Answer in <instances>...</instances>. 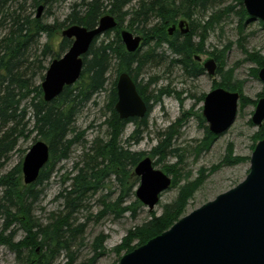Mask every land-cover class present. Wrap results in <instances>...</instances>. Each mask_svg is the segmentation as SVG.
Wrapping results in <instances>:
<instances>
[{"label": "rangeland", "instance_id": "obj_1", "mask_svg": "<svg viewBox=\"0 0 264 264\" xmlns=\"http://www.w3.org/2000/svg\"><path fill=\"white\" fill-rule=\"evenodd\" d=\"M88 1L90 0H60L46 7L42 19L52 26L64 23L74 10H84V2ZM158 1L170 2L129 0L124 11L131 14L126 18L125 26L132 25L131 31L135 33L148 30L150 24L147 22L157 20L154 17L156 15L150 11ZM109 2L110 0H104L106 6ZM33 3L34 0H18L10 5H14L13 8L18 10V14L21 13L23 18H34ZM142 3L149 14L140 9ZM243 9L246 12L244 16ZM213 16L215 19L220 16L219 20L214 22L213 28H203L206 22L213 20ZM194 20L200 26L195 42H199L200 38L204 40V53L197 54L203 60L214 58L218 62L219 72L215 77L206 72L199 77H190L175 63L179 57L170 50H159L154 58L148 56L146 65L140 70L137 79L151 106L147 124L140 129L141 133L134 137L136 126L129 123L120 143L133 153L143 154L140 161L150 157L154 166L167 173L176 184L161 195L160 202L150 211L136 195L140 177L134 173L140 161L136 165L126 162L125 170L119 169L115 172L113 168H106L104 173L95 175L92 180L98 189L90 191L84 197L79 210L69 218L72 224L69 252L62 251L53 264H120L122 257L129 253L127 248L119 249L129 232L150 224L155 217L161 218L168 206L176 204L182 190L196 179L200 180L198 189L189 197L186 210L178 221L235 188L249 175L251 157L261 141L258 135L264 125L263 123L259 127L252 121L258 102L264 98V82L258 76L262 67L251 59L254 56L264 58V24L260 19H253L239 0H211L208 8L198 13ZM11 25L12 21L9 20L7 26L0 28V40L11 32ZM63 30L62 28L52 35L35 34L36 39L33 38V43L30 44L21 64L32 88L41 86L47 72L44 68L48 69L56 59L55 55L60 54L63 57L65 54L60 50L64 39ZM33 32L35 33L34 29ZM114 35L112 34L110 39H113ZM147 50L148 48H143L141 54ZM117 77L116 70H112L104 91L97 93L91 102L80 107L75 128L70 136L79 137V142L73 147L70 158L57 164L51 178L42 186L43 193L34 207V215L41 224H49L53 214L66 213L65 200L60 198V193L65 188H71V178L78 174L80 168L90 164L88 169H91L97 164L96 174L105 169L107 163L103 164L102 159L96 163L91 162L96 160L95 148L110 139L107 124L112 116L110 92ZM227 82L235 86L234 92L241 96L237 118L226 132L215 135L210 132L209 123L203 116L204 101L208 93L221 83ZM33 95L27 97L21 105V109H26L24 122L32 115L30 103ZM242 97L249 101L243 102ZM6 126L0 122V139L8 128ZM39 139L36 133L27 139L21 138L14 151L0 157V177L17 165L23 164L27 152ZM162 143L164 153L154 152ZM228 157L232 160L240 158L241 161L229 164L225 162ZM165 167L170 172H167ZM2 195L0 191V198ZM127 208L128 210L120 213ZM3 223L0 219V232ZM25 236V232L15 227L16 242L23 240ZM102 237L106 239L101 243ZM137 243L135 240L132 245ZM22 253L19 258L6 245L0 244V264H32L42 254L39 252L38 255H30L27 251Z\"/></svg>", "mask_w": 264, "mask_h": 264}, {"label": "trees", "instance_id": "obj_2", "mask_svg": "<svg viewBox=\"0 0 264 264\" xmlns=\"http://www.w3.org/2000/svg\"><path fill=\"white\" fill-rule=\"evenodd\" d=\"M6 1L0 0V12ZM34 2L49 4L48 0H34ZM121 2L123 3L121 5L123 7L126 0H121ZM183 2H187L188 4L196 3L206 9V6L211 3V0H183ZM239 2L243 5V0H239ZM157 4L159 5L157 9L160 11L170 6L169 3H164L163 1H158ZM103 9V4L99 0H96L87 4L85 9L86 14H88L87 16L78 17L79 14L74 12V16L70 17L69 22L71 25L81 24L93 28L97 23V16L103 12ZM242 11V16H244L246 12L244 9ZM110 14L114 15L113 11ZM219 18L215 19L213 16V20H211L213 26L215 24L214 22H217ZM11 19L13 20L12 27H14L11 30L24 28L23 23L25 18H23L21 13H13ZM65 23L66 21L47 27L37 24L34 31L37 36L43 33L51 35L53 31L56 33L58 30L64 28ZM30 40L31 37L29 34L22 36L21 39L12 34L0 40V122L4 126L8 125L6 126L8 128H6L4 135L0 139V157L7 156L8 153L14 151L19 139H27L30 134L36 132L37 136L49 145L50 159L42 169L38 180L32 185L26 186L22 183V164L17 165L12 171L0 177V191L3 193L0 198V216L5 222L4 230L6 231L12 224L16 223L18 225L17 227L26 233V237L19 242H15L14 240V229L8 236L2 233L0 234V244L6 245L19 258H21L23 255L22 252L24 251H27L30 255H38L41 252L42 254L39 255L38 260L33 261L32 264H53L60 257L62 251L66 250L69 252V241L72 237V229L68 217L70 218L75 213L74 208L78 203H82L84 197L90 191L98 189L96 186H93L94 184L91 180L95 175L85 183L87 172L83 170L84 168L79 169L78 174L71 179V188L63 189L60 194V198L65 200V206L68 211V214L64 215L66 219L63 218L52 223V225L45 226L43 224H37L38 222L32 216V206L37 203L42 195V186L51 178L57 164L69 159L70 149L77 143L76 139L70 136L74 130L80 107L86 101L91 100L95 93L104 91L107 81V71L112 63L116 65L117 75L122 71L130 74L137 84L140 95L147 103L149 101L137 80L141 69L138 55L127 53L119 39L116 41V48H113L111 44L98 45V42L94 43L86 56H84L82 77L75 84V87H66L63 93L53 102L48 103L44 101L41 96V86L32 88L30 79L27 78L26 74L21 72V64L29 50L28 45ZM71 45L72 40L63 39L60 44L61 52H67ZM203 45L204 42H201L197 46L192 44L183 46L182 48L174 47L172 49V52L179 57L175 63H178L190 77H199L205 73L202 65L194 59L198 55L197 53L204 52ZM146 56L148 57V55ZM55 57L57 59L61 55L56 54ZM251 59L260 67L264 66V58L254 56ZM44 69L47 70V68ZM219 87H224L233 92L236 91V87L230 82L221 83ZM32 94H34L30 103V108L33 112L32 118L24 123L26 109H21V105ZM241 100L243 102L249 101L244 97ZM116 102L117 94L114 88L110 94L112 117L107 122L110 139L107 142H102L95 148L97 152L95 159L102 157L104 159L103 164L107 163L105 169L102 170L103 172H105L106 168L117 170L119 167L121 170H125V162L136 165L141 157H143V154L133 153L125 149L120 144V141L121 135L129 123L135 124V135L139 133L141 128L146 126L151 106L149 105L147 115L142 119L132 118L121 120L115 111ZM28 127L30 128L28 129ZM258 138L260 140L264 139V125L260 130ZM154 152L163 154L164 144H160ZM230 152H232L231 149ZM228 159L225 162L229 164H235V162L241 161L240 158H234L232 160L228 157ZM165 169L167 172H170L168 168L165 167ZM199 183L200 180L196 179L193 183L185 187L180 194L179 200L176 201L177 206H175L176 204L173 205L175 207L168 206L161 218L155 217L150 224H146L142 228L136 229V231H130L119 249L127 248V252H131L136 247L146 244L151 239L172 227L184 214L187 201L192 193L198 189ZM175 184V181H173L172 186ZM136 203L140 205L139 201ZM126 210L128 208L123 209L120 213ZM134 214L136 215V210ZM40 235L42 236L41 239L38 238ZM105 239L102 237L101 243ZM135 240L138 241L137 245H132ZM37 248H39V251H37Z\"/></svg>", "mask_w": 264, "mask_h": 264}, {"label": "water", "instance_id": "obj_3", "mask_svg": "<svg viewBox=\"0 0 264 264\" xmlns=\"http://www.w3.org/2000/svg\"><path fill=\"white\" fill-rule=\"evenodd\" d=\"M244 6L253 19H260L264 24V0H244ZM184 24L182 21L181 26ZM116 26L115 17L106 15L96 30L73 26L63 32L64 37L73 39V44L63 57L52 61L46 72L41 84L46 102L58 98L66 86L76 84L94 38ZM122 37L129 51L137 50L139 37L134 38L129 32H123ZM195 60L202 63L211 77L217 75L218 63L214 58L203 60L197 55ZM258 76L264 82V67ZM137 89L129 73L119 75L115 111L121 119H142L147 115L149 103ZM240 97L238 92L223 87L206 95L203 116L211 133L220 135L234 124ZM252 121L256 126L263 125L264 98L258 102ZM49 159V145L38 140L22 164L27 186L38 180ZM134 174L140 177L138 200L153 211L161 195L172 186V178L156 168L150 157L138 163ZM120 264H264V140L257 144L250 173L243 182L124 255Z\"/></svg>", "mask_w": 264, "mask_h": 264}, {"label": "bare ground", "instance_id": "obj_4", "mask_svg": "<svg viewBox=\"0 0 264 264\" xmlns=\"http://www.w3.org/2000/svg\"><path fill=\"white\" fill-rule=\"evenodd\" d=\"M15 1H18V0H7L6 3L4 4V7L3 9L1 10L0 12V28H3L5 26H7L9 20L12 21V25L10 28H13V20L11 19V16L13 15V13L17 12L18 14V10L14 9L13 6L14 5H10L11 2L12 3H15ZM60 0H48V3L49 4H45L44 2H38V3H33V7H32V10L35 14L34 18L32 17H27L25 18L24 20V28L23 29H14V30H11V32L7 33L5 36H4V39L7 37V36H10V35H14L18 38H22V36H27L28 34L30 35L31 37V40L29 41V45H28V48H30V44L33 43V38H35V33L33 32V29H36V26L37 24L38 25H43V26H51L50 24H47L43 21L42 19V16H43V11L46 9V7H50L52 6L55 2H59ZM96 0H90L88 2H84V10L82 11H78V10H74L72 13H70L68 16H67V19H66V23L69 25H65V27L63 28L64 30L62 31V36H63V32L66 30V29H69L73 26H79V27H83V28H87L89 30H96L98 29L99 27V24L101 22V19L106 16V15H112L110 14L111 11H113L115 19L117 21V26L114 27L113 29H109V30H106L104 32H100L95 38L94 40L92 41V45H94V43L98 42V45H101V44H104V45H110L113 47V48H116V41L119 39L120 42L122 43V45L124 46L125 50L127 53L129 54H137L138 55V59H139V62H140V67L141 69L143 68L144 65H146V62L148 60V56H151L150 58H154V56H157V51L159 50H170L172 51V49L174 47H179V48H182L183 46H186V45H194V46H197L199 45L201 42H204L203 39L200 38V41L199 42H195V38L197 36V31L200 30V26H198V24L196 23V21L194 20V17L198 14V13H202L204 12L208 6L210 4H208L206 6V9H204L203 7H201L199 4H188L187 2H177L176 0H170L169 4V8L167 9H163L162 11H160L159 9H155V8H158L159 5L155 4V7H153L154 9H151L150 13H153L155 14L156 16H154L157 20L156 22H147L148 24H150V28H148V30H144V31H140L138 33H135L132 30L133 26L132 25H129V27L125 26V21H126V18L131 14V12L129 11H124L125 7L128 5L129 3V0H126V2L124 3L125 5L122 7L121 5L123 4L121 2V0H115V3H114V0H110V4L108 6L105 5L104 3V0H99L102 4H103V12L100 13L99 16H97V23L96 25L93 27V28H89L87 26H84V25H81V24H70L69 20H70V17L74 16V12L78 13V17H84V16H87L88 14H86V6L87 4L91 3V2H94ZM27 2L25 1L24 4H26ZM23 4V5H24ZM243 4H244V0H243ZM19 5H21L19 3ZM23 5L21 6V9L23 8ZM157 6V7H156ZM20 9V8H18ZM140 9H143L144 13H147L148 10H146V7H145V4L142 3L141 6H140ZM159 10V11H158ZM149 12V11H148ZM121 13V14H120ZM149 14V13H147ZM184 21V25L181 26V22ZM203 28H206L207 30L208 29H211L213 28V23L210 21V22H206L203 26ZM186 29H189L188 32H185L184 30ZM123 32H129L130 34H132L134 36V38L136 37H139L140 39V43H139V46L137 48V50L135 51H129L125 45V43H123V37H122V34ZM55 32L53 31L51 33L54 34ZM112 34H115L114 35V38L113 39H110L111 38V35ZM64 39H68V40H72V44H73V39H69L67 37H64ZM1 47V46H0ZM46 49H48V46L45 45ZM143 48H148V50L145 52V53H148L145 55L144 54H141V50ZM204 53V52H202ZM66 54V52H65ZM64 54V55H65ZM63 55V56H64ZM62 57V56H61ZM114 66H115V63H112V65L109 67L108 69V74L106 75V78H107V81H106V84H105V87L108 83V75L110 73H112V70H116L114 69ZM180 66V65H179ZM181 67V66H180ZM264 67V66H263ZM49 68V67H48ZM24 67L21 68V72L26 74V72L23 70ZM83 69H84V66H83ZM140 69V70H141ZM261 69V68H260ZM48 70V69H47ZM260 71V70H259ZM126 71H122L121 73H125ZM82 73H83V70H82ZM119 73L118 74V77L116 79V82L114 83L113 85V88L112 89H116V94H117V81H118V78H119V75L121 74ZM127 73V72H126ZM259 73V72H258ZM27 76V75H26ZM24 77V76H23ZM82 77V74L80 75L78 81H80ZM28 78V77H27ZM45 79V78H44ZM77 81V82H78ZM76 82V83H77ZM137 85V84H136ZM74 86V85H73ZM66 87H71V86H66ZM65 87V88H66ZM64 88V89H65ZM42 89V88H41ZM112 89H111V92H112ZM138 90V89H137ZM64 91V90H63ZM110 92V93H111ZM61 95V94H60ZM59 95V96H60ZM96 95V93L93 95V97ZM34 96V95H33ZM41 96H43V99H44V96H45V92L43 91L42 89V93H41ZM118 96V95H117ZM93 99V98H92ZM91 99V100H92ZM56 100V99H53L52 102ZM91 100L89 101H86L85 104H88L89 102H91ZM45 101V99H44ZM49 103V102H48ZM84 104V105H85ZM33 113V112H32ZM119 116V115H118ZM149 116V115H148ZM112 117V116H111ZM32 118V115L31 117ZM120 118V117H119ZM121 119V118H120ZM30 120V119H29ZM28 120V121H29ZM121 120H124V119H121ZM24 121H25V117H24ZM23 121V122H24ZM27 121V122H28ZM26 123V122H24ZM75 128V126H74ZM29 129V128H28ZM32 129V128H31ZM125 130V129H124ZM124 132V131H123ZM28 133V132H27ZM36 133V132H35ZM136 132L133 133V136L136 137L138 134L135 135ZM139 133H141L139 131ZM34 134V133H32ZM37 134V133H36ZM109 134H110V131H109ZM31 135V134H30ZM29 135V137H30ZM122 136H123V133L121 135V140H122ZM132 137V136H131ZM130 137V139H131ZM73 139H76L77 143L79 142L77 139L78 138H73ZM20 140V139H19ZM41 140V139H39ZM44 141V140H43ZM19 142V141H18ZM76 143V144H77ZM121 143V141H120ZM75 144V145H76ZM74 145V146H75ZM73 146V147H74ZM73 147L70 149V155L72 154V149ZM30 150V149H29ZM29 152V151H28ZM27 152V153H28ZM27 155V154H26ZM70 158V156H69ZM99 159H102V161H104V159L102 157H99L98 159L94 160L91 162L92 163H96L98 162ZM97 164H94L93 167L91 169H88L90 167V164L89 166H84V169L86 172H87V178L85 180V183H87L86 181H88L93 175H98L100 174L101 172L104 173L102 170H99V172L96 174L95 172V167H96ZM126 165V162L124 163V166ZM46 166V165H45ZM82 169V168H80ZM120 168L118 167L117 170H119ZM117 170H114L115 172H117ZM42 171V170H41ZM41 173V172H40ZM40 176V175H39ZM76 176V175H75ZM72 179V178H71ZM92 180V178H91ZM92 183L94 184V181L92 180ZM23 184L26 185L24 183V180H23ZM27 186V185H26ZM95 187V185H93ZM63 191V190H62ZM61 191V192H62ZM61 194V193H60ZM40 199V198H39ZM39 201V200H38ZM37 201V203H38ZM35 203L33 206H32V216L34 217L35 221L38 222L37 224H41L38 219L35 217L34 215V207L35 205L37 204ZM81 206V203H78L77 206L74 208L75 210V213L79 210ZM65 214H68V211H66ZM65 214H62V213H59V214H53L52 216V221L45 225V226H49V225H52V223H55L56 221H59V220H62L64 217ZM74 214V213H73ZM72 217V216H71ZM70 217V218H71ZM0 219L3 220L4 222V219L1 218L0 216ZM66 219V218H65ZM68 220H69V223L71 225V229H72V224H71V220L69 219L68 217ZM5 223V222H4ZM3 223V227L1 229V232L0 234H4L5 236H8L11 231H13V229L15 230V227H17L18 225H16V223L12 224L10 226L9 229H7L6 231L4 230L5 228V224ZM21 230V229H20ZM37 230V229H36ZM24 232V231H23ZM26 234V233H25ZM26 237V236H25ZM39 239L42 238V236L40 235L38 237ZM15 240V239H14ZM21 241V240H20ZM16 242V241H15ZM19 242V241H18ZM37 251H39V248H37Z\"/></svg>", "mask_w": 264, "mask_h": 264}]
</instances>
